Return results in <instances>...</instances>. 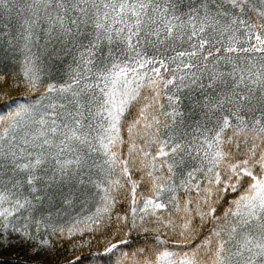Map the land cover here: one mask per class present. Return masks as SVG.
Returning <instances> with one entry per match:
<instances>
[{"label":"snow or ice","instance_id":"6c2138e0","mask_svg":"<svg viewBox=\"0 0 264 264\" xmlns=\"http://www.w3.org/2000/svg\"><path fill=\"white\" fill-rule=\"evenodd\" d=\"M0 264H264V0H0Z\"/></svg>","mask_w":264,"mask_h":264}]
</instances>
